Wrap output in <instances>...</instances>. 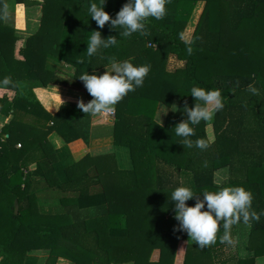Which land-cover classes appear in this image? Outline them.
I'll list each match as a JSON object with an SVG mask.
<instances>
[{
  "label": "trees",
  "instance_id": "trees-1",
  "mask_svg": "<svg viewBox=\"0 0 264 264\" xmlns=\"http://www.w3.org/2000/svg\"><path fill=\"white\" fill-rule=\"evenodd\" d=\"M200 1L205 2L203 10L191 40L185 41L183 33ZM6 2L0 0V109L9 112L24 104L33 120L26 125L14 116L0 130V264H42L33 254L39 250L48 253L44 264H58L62 257L70 261L62 264H175L182 239L189 240L184 264H216L214 247L224 230L218 231L214 247L200 248L186 232L176 230L171 192L178 186L195 192L243 186L253 194V209L264 210V0H169L162 19L149 17L143 32L127 38L119 35L123 29L108 23L99 29L90 18L89 4L100 0H43L40 27L26 46L4 26ZM126 2L106 0L104 9L114 18ZM96 30L120 42L89 57L88 38ZM58 52L75 68L70 78L58 72L60 66L43 63ZM170 54L185 65L168 70ZM112 58L151 66L143 86L115 106L116 151L97 156L93 172L85 162L53 160L49 154L54 149L43 148L40 139L62 128L59 116L69 105L48 114L37 97L30 100L20 90L19 81L35 79L44 86L70 85L87 92L77 77L109 66ZM250 85L258 90L256 95L249 92ZM193 86L219 88L224 96L223 110L195 127L192 139L205 138V150L184 147L174 131L186 119L185 102L194 106ZM161 103L179 109L169 107L164 125L156 120ZM73 106L74 118L83 116ZM26 127L29 139L21 137L18 148L13 129L21 135ZM64 127L73 129V124ZM39 147L44 157L32 170L30 152ZM42 181L53 188L51 194H60L56 210L46 211L39 204L37 187ZM94 186L99 191L91 193ZM245 243L248 254L238 264H255L264 256V216L249 224ZM155 249L160 251L156 261L151 259Z\"/></svg>",
  "mask_w": 264,
  "mask_h": 264
},
{
  "label": "clouds",
  "instance_id": "clouds-1",
  "mask_svg": "<svg viewBox=\"0 0 264 264\" xmlns=\"http://www.w3.org/2000/svg\"><path fill=\"white\" fill-rule=\"evenodd\" d=\"M106 0L100 3L91 2L88 13L99 29H103L108 23L109 27L117 30L121 37L127 38L134 33L143 32L149 17L156 20L162 19L167 12L166 5L169 0H127L113 18L104 9ZM88 38L86 52L89 57L99 55L101 50L117 46L119 40L116 36L103 38L99 30L92 31ZM191 52V48L188 49ZM106 71L97 75L95 72L81 74L79 78L87 92L93 97L85 103L77 102V106L86 114H103L115 111V106L130 92L142 87L144 80L150 72V65H134L128 60H110V67L104 66ZM4 84L9 80L5 79ZM249 92L256 95L258 90L249 86ZM190 95L194 98V106L189 107L185 102L183 114L186 119L177 123L174 131L180 137V144L184 147H196L205 150L209 142L205 138L192 139L196 135L195 127L202 121L207 122L214 118L215 114L223 110L224 96L219 88L206 89L193 86ZM171 107L172 111H178L176 105L161 103L157 108V118L161 123V114H167ZM6 138V137H5ZM198 194H202V199ZM195 199L194 206L187 203ZM174 202V219L178 222L176 230L186 232L189 238L200 248H205L217 240V233L222 228L225 235L221 242L227 241L231 227L238 223L245 225L253 221H259L264 216V210L257 213L253 207V194L243 186H222L217 191L195 192L191 187L178 186L171 192Z\"/></svg>",
  "mask_w": 264,
  "mask_h": 264
},
{
  "label": "crops",
  "instance_id": "crops-1",
  "mask_svg": "<svg viewBox=\"0 0 264 264\" xmlns=\"http://www.w3.org/2000/svg\"><path fill=\"white\" fill-rule=\"evenodd\" d=\"M28 4L26 3H18L16 0H7L6 2V9L4 12V26L10 27L14 31V35L17 37H21L23 39L22 46H26L27 40L30 36L36 34L40 27L41 18H42V1L43 0H28ZM205 2L200 1L196 9L194 10V14L197 12H202ZM37 9L36 11L34 9ZM198 8H201L198 10ZM198 10V11H197ZM35 11V12H34ZM191 18V19H192ZM191 22V20H190ZM190 22L188 23L187 27L189 26ZM187 27L185 28V31L183 33V39L185 41H190L195 27L193 28L191 34L189 36H185V32L187 30ZM50 61H49V60ZM51 62L53 64H51ZM45 66L53 65L55 67H58L59 65L62 67V70H65V65H71L69 62L61 58L58 59L57 56H47V58L43 61ZM63 64V66H62ZM167 68L170 71H174L175 69L182 67L185 65L184 60H180L175 54H170L168 58V64ZM74 67V66H72ZM106 67H110L106 66ZM106 71L105 67L102 69H99L95 72V74L100 75L103 74ZM59 72V71H58ZM64 71L61 73L62 76H64ZM20 90L26 91L25 93L28 94V98L30 100L33 97H37L40 101V104L44 107L46 112L51 115H56L62 108V105L64 103H67L69 107L67 109L63 106V111L61 115L59 116V120L61 123L62 128H57V130H54L52 132H48L45 138L40 139L42 141L44 147H52L55 152L50 151L49 154L53 160L60 161L62 163H70L72 161H80V163H86L88 166V170L95 171V166L93 163L96 162L97 156H102L107 153H113L116 151V147L113 143V127H114V116L109 115L107 113L103 114H85L80 113L83 116H80L78 118H74V115L71 114V109H76L77 107L73 106L77 105V102L80 100H83L85 103L93 99H88L87 92L84 91L81 88H75L70 85H59V84H48L47 86H44L42 84H39L37 80L35 79H27V80H21L19 81ZM13 93L17 95V92L13 90ZM21 105V104H20ZM18 108H11L8 111H4L0 109V130L9 123L14 116L18 118V121H23L26 125H31V121L33 120V116L29 111H32L30 108L27 110L25 109L24 104L21 105ZM39 107H36V110ZM27 110V111H25ZM38 111V110H37ZM170 111V108H169ZM169 111L167 114H161V123L157 118L156 114V120L161 125H164L166 123L167 116L169 114ZM8 112V113H7ZM42 114V112H40ZM32 116V117H31ZM50 117V116H46ZM51 123V118L48 120ZM49 123V122H48ZM70 123L73 124V129H68V127H64L66 125H70ZM18 129V128H17ZM16 134V142L17 146L20 147L19 144L22 143V140H20L21 137L29 139L28 136V127H26V132L24 134L19 135L18 131L13 129ZM46 131V129H45ZM70 131V132H69ZM207 132L208 137L211 141L215 139V133L213 129V125L209 124L207 126ZM76 134L78 137L71 141H67L66 136H72ZM41 134L40 136H42ZM44 153L39 148H36V152L34 151L30 152V161L29 166L30 169L34 170L37 166V163L41 161L44 157ZM35 156V157H34ZM27 172V170H26ZM36 185V183H35ZM35 187V186H34ZM40 188L39 192V199L42 200L45 195L51 194L49 190H52L53 188L48 189L45 182H40L39 186ZM99 191V186H94L91 189V193ZM43 203V202H42ZM39 204L41 205V202L39 201ZM46 206V205H43ZM46 211L47 208L44 207ZM242 224V223H239ZM243 226H246L249 228V224ZM233 226L231 227L230 231L232 230ZM229 239L231 240V243L229 244L227 241L221 242L217 246L214 247V261L216 264H238V259L240 257H245L248 254V250L246 248L245 241L247 240V236L245 234H241L240 232L234 234L233 231H231V234L229 232ZM189 244V240H180L177 245L176 255H175V264H184L185 262V255L187 246ZM40 252V251H39ZM34 255L38 254V251L33 252ZM160 251L159 249H155L152 253L151 259L156 261L159 259ZM70 261L66 258H60L58 261V264L62 263H69ZM118 264H134L131 262H123ZM255 264H264V256L258 257L255 261Z\"/></svg>",
  "mask_w": 264,
  "mask_h": 264
},
{
  "label": "rangeland",
  "instance_id": "rangeland-1",
  "mask_svg": "<svg viewBox=\"0 0 264 264\" xmlns=\"http://www.w3.org/2000/svg\"><path fill=\"white\" fill-rule=\"evenodd\" d=\"M199 9H201V8H198V10ZM35 11L37 10L36 8L34 9ZM197 10V11H198ZM34 11V12H35ZM200 15H201V12H197V13H195L194 14V17L191 19V22H190V24H189V26L187 27V30H186V34H185V36H189L190 34H191V32H192V30H193V28L195 27V25H197V23H198V20H199V17H200ZM193 16V15H192ZM59 53V52H58ZM57 57H58V59L60 60L61 59V57H60V53L57 55ZM49 60V59H48ZM50 61V60H49ZM51 64H53L52 62H51ZM49 66L50 67H52V68H54L53 67V65H50L49 64ZM60 66V65H59ZM62 66H63V64H62ZM61 67V66H60ZM57 68V69H61V68ZM64 67V66H63ZM65 70H63L64 71V76L66 77V78H70V76L74 73V70H75V68L74 67H72L71 65H65ZM62 70V69H61ZM60 73H62V71H59ZM44 198L42 199V200H40V202H41V204H42V206L43 205H46V206H44L45 208H47V210H49V209H52V210H56L57 209V206H59V204H57V198H59L60 197V194H56V195H54V194H48V195H45V196H43ZM43 202V203H42ZM57 204V206H55ZM55 206V207H54ZM231 231H233L234 232V234H235V232L236 233H238V232H240L241 234H245V236H247L248 237V235H249V228L248 227H246V226H243V224H235V225H233V228H232V230ZM40 251V252H39ZM38 251V254H37V257L40 259V262H42V264H44L45 263V259H46V257L48 256V253H46L45 251H43V250H39ZM42 259V260H41Z\"/></svg>",
  "mask_w": 264,
  "mask_h": 264
},
{
  "label": "water",
  "instance_id": "water-1",
  "mask_svg": "<svg viewBox=\"0 0 264 264\" xmlns=\"http://www.w3.org/2000/svg\"><path fill=\"white\" fill-rule=\"evenodd\" d=\"M15 211H16V213H18V211H19V204H18L17 201H16V203H15Z\"/></svg>",
  "mask_w": 264,
  "mask_h": 264
},
{
  "label": "built area",
  "instance_id": "built-area-1",
  "mask_svg": "<svg viewBox=\"0 0 264 264\" xmlns=\"http://www.w3.org/2000/svg\"><path fill=\"white\" fill-rule=\"evenodd\" d=\"M109 115H112V116H115V111L114 112H111V113H107Z\"/></svg>",
  "mask_w": 264,
  "mask_h": 264
}]
</instances>
